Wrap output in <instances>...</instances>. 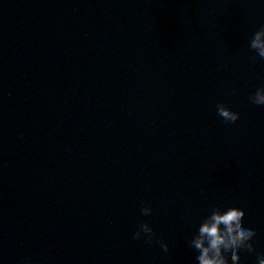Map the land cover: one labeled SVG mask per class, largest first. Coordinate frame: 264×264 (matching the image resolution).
Instances as JSON below:
<instances>
[{
    "label": "water",
    "instance_id": "obj_1",
    "mask_svg": "<svg viewBox=\"0 0 264 264\" xmlns=\"http://www.w3.org/2000/svg\"><path fill=\"white\" fill-rule=\"evenodd\" d=\"M261 27V0H0L2 264H197L216 207L264 253Z\"/></svg>",
    "mask_w": 264,
    "mask_h": 264
},
{
    "label": "clouds",
    "instance_id": "obj_2",
    "mask_svg": "<svg viewBox=\"0 0 264 264\" xmlns=\"http://www.w3.org/2000/svg\"><path fill=\"white\" fill-rule=\"evenodd\" d=\"M261 3H264V0H261ZM250 48L255 53L253 59L264 61V27L255 32L250 41ZM250 99L256 108L264 109V87L259 88ZM217 108L218 115L226 122L235 123L240 119V113L225 104H219ZM142 213L144 216H150L152 208L145 206ZM242 221V213L236 207L212 209L188 241L189 247L197 253V264H240L241 252L255 254L256 264H264V253H256L253 247L255 231L244 227ZM155 236L152 225L142 222L138 225L134 238L151 243ZM159 244L164 252L169 251L167 242L160 240Z\"/></svg>",
    "mask_w": 264,
    "mask_h": 264
}]
</instances>
